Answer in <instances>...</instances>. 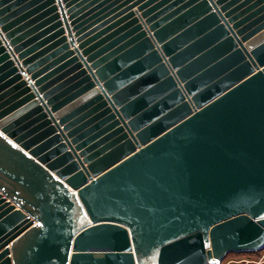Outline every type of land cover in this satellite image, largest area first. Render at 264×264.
<instances>
[{"label": "water", "instance_id": "water-1", "mask_svg": "<svg viewBox=\"0 0 264 264\" xmlns=\"http://www.w3.org/2000/svg\"><path fill=\"white\" fill-rule=\"evenodd\" d=\"M263 245L264 0H0V264Z\"/></svg>", "mask_w": 264, "mask_h": 264}, {"label": "rangeland", "instance_id": "rangeland-1", "mask_svg": "<svg viewBox=\"0 0 264 264\" xmlns=\"http://www.w3.org/2000/svg\"><path fill=\"white\" fill-rule=\"evenodd\" d=\"M224 261V264H264V248L252 252H230Z\"/></svg>", "mask_w": 264, "mask_h": 264}, {"label": "built area", "instance_id": "built-area-1", "mask_svg": "<svg viewBox=\"0 0 264 264\" xmlns=\"http://www.w3.org/2000/svg\"><path fill=\"white\" fill-rule=\"evenodd\" d=\"M261 248H264V245H263ZM261 248H260V249H261ZM260 249H259V250H260ZM259 263H260V262H259ZM221 264H222V263H221Z\"/></svg>", "mask_w": 264, "mask_h": 264}, {"label": "crops", "instance_id": "crops-1", "mask_svg": "<svg viewBox=\"0 0 264 264\" xmlns=\"http://www.w3.org/2000/svg\"><path fill=\"white\" fill-rule=\"evenodd\" d=\"M224 263H225V261L222 262V264H224Z\"/></svg>", "mask_w": 264, "mask_h": 264}]
</instances>
